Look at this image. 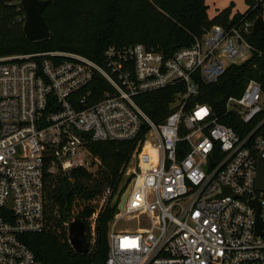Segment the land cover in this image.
Instances as JSON below:
<instances>
[{"label": "built area", "instance_id": "1", "mask_svg": "<svg viewBox=\"0 0 264 264\" xmlns=\"http://www.w3.org/2000/svg\"><path fill=\"white\" fill-rule=\"evenodd\" d=\"M254 21L214 24L171 56L143 43L109 45L102 62L61 50L0 56V264H42L24 235L47 228L46 174L100 164L88 145L109 140L134 141V152L149 143L156 160L127 166L105 264H264L262 86L251 79L226 101L241 133L209 104L187 108L200 83L252 56ZM175 85L172 111L154 120L139 97ZM111 199L107 187L88 219L91 244Z\"/></svg>", "mask_w": 264, "mask_h": 264}, {"label": "trees", "instance_id": "2", "mask_svg": "<svg viewBox=\"0 0 264 264\" xmlns=\"http://www.w3.org/2000/svg\"><path fill=\"white\" fill-rule=\"evenodd\" d=\"M248 0V9L230 16L228 9L213 17L207 14L205 0H50L44 9L51 35L30 41L24 32L25 11L20 0H0V56L37 51L61 50L85 55L102 62L109 45L143 43L149 49L171 56L177 49L192 45L196 36L214 24L225 27L241 18L255 20L264 14V4ZM254 52L245 62L232 63L214 84L200 83L199 92L189 103L209 104L219 120L241 133L238 115L226 112L229 97H240L247 82L259 81L264 92V29L248 37ZM104 86V85H103ZM182 86H170L139 97L142 108L154 120L164 119ZM100 164L96 171L78 167L63 174H46L47 228L41 233L24 235V241L42 264H105L108 252L109 223L118 210L122 195L100 211L97 239L87 253L74 250L69 242V217H79L86 231L89 217L98 207L97 200L107 187L113 195L123 179L132 153L141 148L134 141H95L88 145ZM126 190L123 187L122 194Z\"/></svg>", "mask_w": 264, "mask_h": 264}, {"label": "water", "instance_id": "3", "mask_svg": "<svg viewBox=\"0 0 264 264\" xmlns=\"http://www.w3.org/2000/svg\"><path fill=\"white\" fill-rule=\"evenodd\" d=\"M50 0H20V4L25 11L24 32L30 41L47 39L51 31L44 16V9ZM254 30L264 29V14L260 13L254 21ZM258 187L264 188V160H262L259 175ZM125 194L122 197L120 206L123 205ZM256 202V201H255ZM68 232L74 250L84 254L89 250V244L85 235V224L79 217L68 218Z\"/></svg>", "mask_w": 264, "mask_h": 264}, {"label": "rangeland", "instance_id": "4", "mask_svg": "<svg viewBox=\"0 0 264 264\" xmlns=\"http://www.w3.org/2000/svg\"><path fill=\"white\" fill-rule=\"evenodd\" d=\"M206 4L208 5L207 14L209 17H213L218 14L220 11L224 9H228L230 12V16L234 17L235 15L242 14L248 9V0H205ZM250 58V54L247 53L244 56L238 57L235 59V63L241 64ZM143 149L138 152H133L131 158L128 163V167H135L139 168L145 163L144 156H142ZM99 164H94L89 170L96 171L98 169ZM150 168H153L151 166ZM128 170L125 172L123 179L116 191V195H124L122 194L123 187L128 182ZM118 196V195H117ZM119 198V196H118ZM122 200V198H121ZM120 200V202H121ZM119 202V204H120ZM121 225H126L125 222H122Z\"/></svg>", "mask_w": 264, "mask_h": 264}, {"label": "bare ground", "instance_id": "5", "mask_svg": "<svg viewBox=\"0 0 264 264\" xmlns=\"http://www.w3.org/2000/svg\"><path fill=\"white\" fill-rule=\"evenodd\" d=\"M142 156H144L145 162H147L150 158H152L153 161L156 160L155 150L150 147L149 143L145 145Z\"/></svg>", "mask_w": 264, "mask_h": 264}]
</instances>
